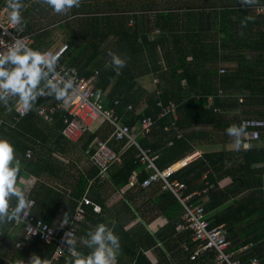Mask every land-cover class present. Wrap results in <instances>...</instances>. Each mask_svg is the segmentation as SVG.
<instances>
[{"label":"trees","instance_id":"obj_1","mask_svg":"<svg viewBox=\"0 0 264 264\" xmlns=\"http://www.w3.org/2000/svg\"><path fill=\"white\" fill-rule=\"evenodd\" d=\"M22 2L23 21L18 27L22 35H31L32 47L49 49L60 38L67 45L61 62L77 69L79 76L84 78L96 72L93 89L102 94L108 91L104 96L106 108L112 107L115 100L119 101L116 112L123 124L134 128L143 118L153 121L148 133L136 135L137 146L127 145L123 140L108 141L120 157L118 162L109 165L104 177L122 189L131 183L129 177L136 172L137 182L133 185L139 187V183L148 176L144 164L137 157L140 150L156 156L154 163L160 171L173 168L198 151L197 157L173 168L169 179L184 183L185 195L195 193L190 203H203L212 226H222L226 231L225 191L218 185L225 175L221 160L224 153H210L203 148L209 144V127L217 124L222 110L226 111L229 106L224 101L220 104L211 99L210 80L218 72L226 74L232 71L220 66L225 61V51L234 56L239 65L245 61L255 62V52L264 51V0H253L247 5H242L241 0H80L78 8L62 13L53 12L44 0ZM5 3L6 0H0V8L5 7ZM109 50L125 60L119 72L114 70ZM148 77L156 79V83L146 89H137L139 81ZM61 101L54 97H39L34 107L40 104L58 106ZM142 104L145 107L138 111ZM128 105L132 110L127 109ZM240 106L237 103V107ZM169 107L172 109L168 110ZM6 109L0 105V117L12 121L15 112H6ZM34 115V111H29L14 128L0 126V137L10 140L21 161L18 178L24 171L35 174L33 170H45L44 166L38 165L41 156L34 151V138L39 136L38 133L48 132L50 126L38 122L43 132H37ZM67 115L65 109L58 108L50 125L61 132L63 118ZM242 121L262 122L260 126L245 125L246 132H258L264 125L257 119ZM29 126H33L36 132H31ZM99 128L103 129V137L96 139L110 137L112 128L109 124L103 123ZM28 132L33 135L28 136ZM94 137L90 136L87 142ZM243 138L245 141L257 139ZM62 140L65 137L60 133L57 143ZM29 149L32 154L27 158L25 154ZM45 166L51 174L58 173L55 165ZM93 175L99 176L97 167ZM74 179L72 183L64 180L62 184L71 186L70 206L75 208L88 186V179L83 175ZM157 201L165 204L162 211L170 220V213L179 214L183 209L168 190H163ZM257 202H253L252 209H264ZM85 215L86 209L84 218ZM235 219L229 215L230 234L234 231ZM19 230L22 231L20 226L0 224V264L16 258L26 260L27 251L42 259L51 257L55 242L27 239ZM226 239L230 241L228 249L231 251H238L245 244L234 239V235L227 237V232ZM22 240L26 245L19 249L17 244ZM204 259L212 264L214 252L207 250L201 255V260ZM236 259L243 264L237 253ZM54 264H65V257Z\"/></svg>","mask_w":264,"mask_h":264},{"label":"crops","instance_id":"obj_2","mask_svg":"<svg viewBox=\"0 0 264 264\" xmlns=\"http://www.w3.org/2000/svg\"><path fill=\"white\" fill-rule=\"evenodd\" d=\"M224 54L225 61L220 66L231 68L232 71L226 74L218 72L211 78L210 97L220 104L222 101L226 102L229 108L226 111L222 110L215 126L209 127V144L203 149L210 153H224V156L220 157L225 166V175L218 185L225 191L227 237L234 235L237 241L245 242L242 246L244 250L236 251L243 264H250L253 257L257 258L258 264H264V209H252L254 201L264 206V125L259 127V137L256 140L245 141L243 136L241 137L243 142L250 145L247 149L242 146L237 149L233 143L235 137L229 136L225 131L229 125H239L246 118L264 122V51L255 52V62L245 61L240 65L227 51ZM155 80L152 77L140 80L137 89L153 86ZM106 93L103 95L106 96ZM61 102L62 108L67 111L69 102L63 100ZM237 103L241 106L237 107ZM144 107L145 104H142L138 111ZM34 118L37 132L42 131L38 122L45 123L36 115ZM49 126L48 132L44 131V134L38 133V137H33L36 141L34 151L41 156L38 165L44 166L45 170L39 168L33 170L35 174L24 171L17 180L18 187L25 191L26 196L35 200L32 212L36 217L43 221L50 220L48 224L63 230L65 225L63 228L59 226L62 214L68 212L71 220L76 207L70 206L71 186L62 183L64 180L72 183L73 177L76 179L83 175L88 179V186L82 196L86 194L93 204L99 206L100 211H94L90 204L85 205V218L75 223L77 237L103 221L120 237V251L116 257V264H197L199 261L201 262L199 264H211L207 259L201 260V255L205 252L194 260L190 259L196 246L191 232L189 230L178 232L175 229L176 224L182 220L184 209L179 214L170 213L171 220L163 213L162 208L165 204L157 201L163 191L160 184L141 188L129 183L118 189L107 177L98 175L92 177L96 166L84 151L96 138L103 137L100 125H96L77 142L65 138L60 144L57 141L61 132L53 125ZM35 128L28 127L31 132H36ZM29 135L33 133L28 132ZM92 135L95 137L88 143V138ZM105 137L104 140L109 139V135ZM195 152L199 154L198 151ZM186 158V161L181 160L173 168L181 167L191 160L190 155ZM46 164L55 165L58 173L51 174L46 169ZM78 201L79 199L77 203ZM229 215L236 218L231 234ZM20 233L24 237L22 231ZM1 241L0 239V252ZM23 242L24 240L17 244L19 249L25 247L26 243ZM228 242L230 244L229 240ZM77 247L84 252L88 251L79 241ZM31 254L32 252L27 251L25 261ZM9 263L12 261H8L7 264Z\"/></svg>","mask_w":264,"mask_h":264},{"label":"clouds","instance_id":"obj_3","mask_svg":"<svg viewBox=\"0 0 264 264\" xmlns=\"http://www.w3.org/2000/svg\"><path fill=\"white\" fill-rule=\"evenodd\" d=\"M252 2L253 0H241L242 5ZM44 3L55 13L80 6V0H44ZM5 7L9 25H22V0H6ZM25 39L14 37L9 42L0 39V48H3L0 51V105L8 110L20 111L21 115L32 110L38 97H54L57 101L67 102L70 96L75 95L74 79L69 75L73 70L61 73L57 68L59 56L67 49V45L54 53L51 49L32 47L24 42ZM108 55L111 56L114 70L119 72L125 60L111 50ZM246 123L242 121L239 125L231 124L225 129L229 136L235 137L233 143L237 149L241 146L247 149L250 146L241 140L242 136L248 135L245 131ZM253 136H258V133H253ZM20 172L21 161L15 154L14 145L9 139L0 137V224H18L24 221L29 207L35 204V200L27 197L25 191L17 185ZM95 211H100L99 206H96ZM75 218L74 216V220ZM72 223L68 212H64L59 226L63 228L64 225L71 224V229L61 237L62 242L67 245L66 250L60 247L57 249L65 253V264H116L120 237L109 224L98 222L77 237ZM78 241L88 249L87 252L77 247ZM12 264H51V260L42 259L33 253L27 261L16 258ZM250 264H257V258H251Z\"/></svg>","mask_w":264,"mask_h":264},{"label":"built area","instance_id":"obj_4","mask_svg":"<svg viewBox=\"0 0 264 264\" xmlns=\"http://www.w3.org/2000/svg\"><path fill=\"white\" fill-rule=\"evenodd\" d=\"M14 37L26 38L24 42L31 46L33 45V38L31 35H22L21 29L18 26L9 25L7 9L6 7H2L0 8V39L9 42ZM59 49L52 51L55 53L59 51ZM2 50L3 48H0V51ZM62 54L59 56L57 68L61 73L66 72L69 69L73 70L69 75L74 79L75 95L70 96L67 100V102H69V109L67 110L68 115L63 118L64 128L61 130V134L67 140L77 142L85 134L92 131L96 125H101L103 123L109 124L112 128L109 139H95L91 144V147H87L84 151L88 159L99 169V176L104 177L109 165L113 162H118L120 157V154L116 153L111 148L108 141L111 139L115 141L123 140L127 145L137 146L135 142L136 135L140 133H148L153 126V121L150 118H143L134 128H130L123 124L116 112V107H118L119 101L115 100L112 107L106 108L104 104V95L99 92V96H97V91L93 89L96 72L88 78L79 76L77 69L69 67L61 62ZM61 107L62 102L58 106L40 104L38 107L33 106L30 111H34L37 117H39L44 123L50 125L53 123L54 114L57 109ZM171 107L167 109L170 110L173 108ZM127 109L132 110L131 105H128ZM7 111L9 112L8 109H6V112ZM12 111L15 112L12 121H7L4 117H0V126L6 125L14 128L15 125L26 115H21L20 111L15 109ZM246 125L260 126L262 125V122L248 121ZM247 133L248 135L245 136L246 139H256L258 137L253 136V133H258L257 131ZM31 154L32 151L29 149L26 151L25 156L30 158ZM197 154V152L191 154L190 158H195ZM137 157L140 163L144 164L145 170L148 172V176L139 183L140 187L149 188L158 183L162 190L170 191L181 203L184 213L182 215V220L176 224L175 229L178 232L182 230H189L191 232L192 239L196 243V246L190 259L194 260L199 254L206 252L207 250H212L214 252L213 264H241L236 259L237 252L228 249L229 242L226 239L225 229L222 226H212L211 221L206 216L207 214L203 203H190L195 193L185 195L184 191L186 190V185L177 180L171 181L169 179L172 171L171 167L160 171L154 163L156 156L147 155V153L142 150H140ZM129 180L131 183H136L137 173L133 172L130 175ZM88 204H90L95 210L96 205L93 204L85 194L79 199L74 214L70 220L73 222L72 226L74 231V224L84 219V206ZM32 207L33 205L29 207L24 221L18 224H8L16 227L20 226L27 239L55 242V249L49 258L51 264H54L61 257H65V253L58 250L57 247L66 250L67 245L62 242L61 237L65 231L71 229V224L65 225L63 230L56 229L53 225L36 217L32 212ZM74 216L76 217L75 220ZM49 229L51 231H49ZM242 250L243 248H240L238 251Z\"/></svg>","mask_w":264,"mask_h":264},{"label":"rangeland","instance_id":"obj_5","mask_svg":"<svg viewBox=\"0 0 264 264\" xmlns=\"http://www.w3.org/2000/svg\"><path fill=\"white\" fill-rule=\"evenodd\" d=\"M64 45H65V43L60 38H57L56 41L54 43H52V45L49 47V49L58 50L59 48H61Z\"/></svg>","mask_w":264,"mask_h":264}]
</instances>
